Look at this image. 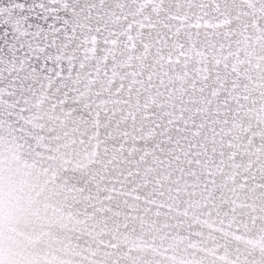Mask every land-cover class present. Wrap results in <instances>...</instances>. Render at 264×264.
Segmentation results:
<instances>
[{"label": "snow or ice", "instance_id": "snow-or-ice-1", "mask_svg": "<svg viewBox=\"0 0 264 264\" xmlns=\"http://www.w3.org/2000/svg\"><path fill=\"white\" fill-rule=\"evenodd\" d=\"M0 264H264V0H0Z\"/></svg>", "mask_w": 264, "mask_h": 264}]
</instances>
